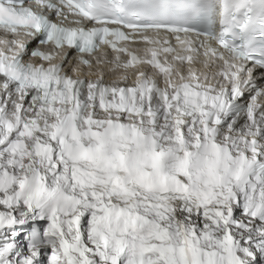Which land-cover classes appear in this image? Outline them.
Returning <instances> with one entry per match:
<instances>
[{"label":"snow or ice","instance_id":"snow-or-ice-1","mask_svg":"<svg viewBox=\"0 0 264 264\" xmlns=\"http://www.w3.org/2000/svg\"><path fill=\"white\" fill-rule=\"evenodd\" d=\"M0 264H264V0H0Z\"/></svg>","mask_w":264,"mask_h":264}]
</instances>
